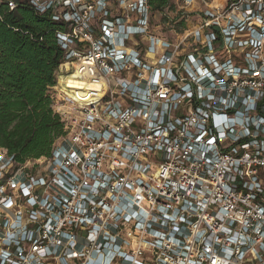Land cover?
<instances>
[{"label":"clouds","instance_id":"9594fccd","mask_svg":"<svg viewBox=\"0 0 264 264\" xmlns=\"http://www.w3.org/2000/svg\"><path fill=\"white\" fill-rule=\"evenodd\" d=\"M262 102L264 0H0V264H264Z\"/></svg>","mask_w":264,"mask_h":264},{"label":"built area","instance_id":"2783aa9c","mask_svg":"<svg viewBox=\"0 0 264 264\" xmlns=\"http://www.w3.org/2000/svg\"><path fill=\"white\" fill-rule=\"evenodd\" d=\"M262 103H264V102H262Z\"/></svg>","mask_w":264,"mask_h":264},{"label":"trees","instance_id":"16d2710c","mask_svg":"<svg viewBox=\"0 0 264 264\" xmlns=\"http://www.w3.org/2000/svg\"><path fill=\"white\" fill-rule=\"evenodd\" d=\"M8 38H10V37H8Z\"/></svg>","mask_w":264,"mask_h":264}]
</instances>
